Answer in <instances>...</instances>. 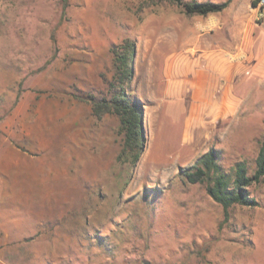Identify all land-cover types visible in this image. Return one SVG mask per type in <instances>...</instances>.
<instances>
[{
    "label": "rangeland",
    "instance_id": "obj_1",
    "mask_svg": "<svg viewBox=\"0 0 264 264\" xmlns=\"http://www.w3.org/2000/svg\"><path fill=\"white\" fill-rule=\"evenodd\" d=\"M191 18L169 0H0V264H264V181L258 206L226 211L183 174L212 148L228 171L255 167L264 70L236 116L185 141L163 88ZM127 40L146 138L136 165L119 159L120 116L93 108L116 93L113 47Z\"/></svg>",
    "mask_w": 264,
    "mask_h": 264
},
{
    "label": "crops",
    "instance_id": "obj_2",
    "mask_svg": "<svg viewBox=\"0 0 264 264\" xmlns=\"http://www.w3.org/2000/svg\"><path fill=\"white\" fill-rule=\"evenodd\" d=\"M223 2L226 0H199ZM195 34L164 70L163 100L180 103L184 140L197 127L233 117L242 108L243 85L255 70H264V20L252 0H230L217 12L195 14Z\"/></svg>",
    "mask_w": 264,
    "mask_h": 264
},
{
    "label": "trees",
    "instance_id": "obj_3",
    "mask_svg": "<svg viewBox=\"0 0 264 264\" xmlns=\"http://www.w3.org/2000/svg\"><path fill=\"white\" fill-rule=\"evenodd\" d=\"M179 5L188 15L208 14L225 9L230 0L223 2L199 0H169ZM134 43L127 40L115 45L113 51L116 61V77L111 86L116 93L111 98L93 101L94 112L98 116L112 112L120 116L121 128L124 133V144L119 154L120 160L132 156L136 165L144 152L146 138L143 128L142 104L127 92V85L132 80V55ZM119 82V84H118ZM186 181L200 183L205 186L207 193L226 211L241 205L256 207L258 199L252 194L251 188L264 181V137L252 169L246 160L238 161L232 171L226 170L218 161L217 151L210 149L183 171Z\"/></svg>",
    "mask_w": 264,
    "mask_h": 264
},
{
    "label": "built area",
    "instance_id": "obj_4",
    "mask_svg": "<svg viewBox=\"0 0 264 264\" xmlns=\"http://www.w3.org/2000/svg\"><path fill=\"white\" fill-rule=\"evenodd\" d=\"M252 7L257 10V18L264 20V0H252Z\"/></svg>",
    "mask_w": 264,
    "mask_h": 264
},
{
    "label": "water",
    "instance_id": "obj_5",
    "mask_svg": "<svg viewBox=\"0 0 264 264\" xmlns=\"http://www.w3.org/2000/svg\"><path fill=\"white\" fill-rule=\"evenodd\" d=\"M143 128H144V122H143Z\"/></svg>",
    "mask_w": 264,
    "mask_h": 264
}]
</instances>
